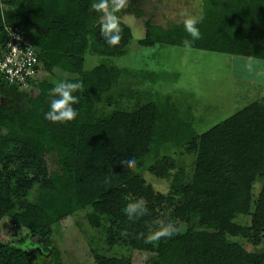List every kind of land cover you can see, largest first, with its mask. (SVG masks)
I'll return each mask as SVG.
<instances>
[{"label": "trees", "instance_id": "16d2710c", "mask_svg": "<svg viewBox=\"0 0 264 264\" xmlns=\"http://www.w3.org/2000/svg\"><path fill=\"white\" fill-rule=\"evenodd\" d=\"M143 0H124L114 14L141 17ZM98 0H0V47L6 42L5 25H21L32 40L40 58V73L65 83L81 82L71 93L78 102L72 121L45 119L57 85L39 78L25 89L28 109H5L0 114V220L9 216L28 230V241L47 252L53 227L77 210L90 208V221L104 217L109 225V241L120 238L133 249L144 246V215L130 212L119 176L132 164L145 158L157 139L173 141L187 135L188 150L195 155L193 174L182 189L174 178L171 187L183 197L179 216L196 217L204 230L187 228L183 234L170 230L169 239L159 246L161 264H264V253L247 252L227 237H254L255 245L264 238V95L232 115L196 135L192 125L177 117L167 100L158 106L147 102L132 111L115 110L96 117L82 98L97 85L96 70L84 69L89 38L102 43L112 34L103 33V12L93 8ZM110 9L111 10V0ZM184 20L166 26L144 23L142 47L154 46L195 49L229 56L264 60V0H202L201 18L194 39L186 31ZM119 27L129 30L118 21ZM51 152L57 155L58 171H49L46 162ZM168 162L150 170L159 179L169 178ZM31 172L38 179L46 199L41 204L26 203L10 213L5 203L10 182L16 176L24 180ZM263 183L252 203L256 178ZM181 189L184 194L182 195ZM236 215L250 217V226L236 224ZM123 236V237H122ZM55 260L59 263L58 252ZM96 264H129L127 258L95 255ZM28 264L19 247L0 241V264Z\"/></svg>", "mask_w": 264, "mask_h": 264}, {"label": "rangeland", "instance_id": "374dc122", "mask_svg": "<svg viewBox=\"0 0 264 264\" xmlns=\"http://www.w3.org/2000/svg\"><path fill=\"white\" fill-rule=\"evenodd\" d=\"M201 2L143 0L140 5L143 16L118 18L129 30L127 33L120 27L118 44L110 46L106 41L99 43L89 38L84 69L96 70L97 85L93 92L82 93V98L96 117L115 110L132 111L147 102L165 106L168 100L177 111V117L189 122L193 133L199 135L264 95V60L179 47L146 48L138 44L144 37L146 21L160 26L169 22L178 24L188 18L198 22ZM3 9L5 7L0 4V11ZM40 80L53 85L62 81L47 73H42ZM28 106L25 94L0 86V114L5 109L24 112ZM189 140L187 135L173 141L157 139L152 151L130 165L118 178L117 187L123 192L127 209L144 215L142 248L133 249L117 237L109 241L108 221L98 216L97 223H92L90 208L75 211L53 227L52 243L47 252L28 241V230L13 227L15 221L9 216L0 220V241L22 249L28 264H96L95 255L127 258L129 264H161L158 261L159 246L169 239V235H161L155 240L150 239L152 235L164 228L176 234L185 233L189 227L195 231L204 230L198 218L179 216L183 197L177 196L171 187L176 178L183 189L193 174L195 155L188 150ZM168 162L172 165L167 169L169 178L159 179L151 172L153 166H164ZM46 166L49 171L59 170L54 152L48 154ZM262 183V177L253 183L250 212ZM10 186L9 194H5V203L11 206L10 213L20 211L26 203L41 204L46 199L45 191L31 172L26 173L24 180L14 177ZM233 221L244 227L250 226L249 216L236 215ZM227 238L247 252L264 253L263 237L259 245H255L252 236ZM55 251L59 263L55 260Z\"/></svg>", "mask_w": 264, "mask_h": 264}, {"label": "clouds", "instance_id": "9594fccd", "mask_svg": "<svg viewBox=\"0 0 264 264\" xmlns=\"http://www.w3.org/2000/svg\"><path fill=\"white\" fill-rule=\"evenodd\" d=\"M124 4V0H111V10L109 0H98V2L93 4V8L103 12V17L106 22L102 24L103 33L111 32L112 35L107 38L106 42L111 45H116L120 41L121 29L118 25V17L114 14L119 8ZM196 20L193 18H188L184 20V27L186 31L194 39H199L200 32L195 27ZM82 83H65L57 82V86L51 89L50 94H55L58 99L51 101L49 105V110L45 113V119L51 122H65L72 121L77 116V111L74 110L70 105L78 102V97L71 95L73 91L81 89ZM128 164H134L132 157L126 160ZM131 205H129L130 207ZM170 230L164 228L161 231L155 233L150 237V239H158L161 235H169Z\"/></svg>", "mask_w": 264, "mask_h": 264}, {"label": "built area", "instance_id": "2783aa9c", "mask_svg": "<svg viewBox=\"0 0 264 264\" xmlns=\"http://www.w3.org/2000/svg\"><path fill=\"white\" fill-rule=\"evenodd\" d=\"M6 42L0 47V79L6 86L25 89L40 74V58L21 25H5ZM19 225L13 223V227Z\"/></svg>", "mask_w": 264, "mask_h": 264}, {"label": "crops", "instance_id": "0c3cea01", "mask_svg": "<svg viewBox=\"0 0 264 264\" xmlns=\"http://www.w3.org/2000/svg\"><path fill=\"white\" fill-rule=\"evenodd\" d=\"M232 66H233V64H232ZM229 74H230V72H229ZM232 77L234 78V76L232 75ZM254 86V85H253ZM167 96V98H169V95H166Z\"/></svg>", "mask_w": 264, "mask_h": 264}]
</instances>
